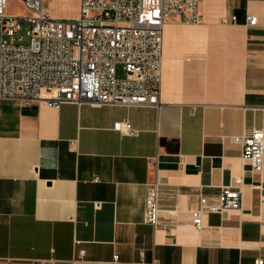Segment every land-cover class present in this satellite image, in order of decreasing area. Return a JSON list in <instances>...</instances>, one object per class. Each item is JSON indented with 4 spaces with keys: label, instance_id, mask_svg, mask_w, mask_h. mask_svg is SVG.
Here are the masks:
<instances>
[{
    "label": "crops",
    "instance_id": "0c3cea01",
    "mask_svg": "<svg viewBox=\"0 0 264 264\" xmlns=\"http://www.w3.org/2000/svg\"><path fill=\"white\" fill-rule=\"evenodd\" d=\"M17 1L9 15L26 14ZM81 3L45 0L56 20ZM200 14L164 29L160 107L0 100V264L264 261V167L232 142L264 128V0H201ZM239 178L242 209L203 213L197 228L201 197L215 204ZM153 184L158 228L144 223Z\"/></svg>",
    "mask_w": 264,
    "mask_h": 264
},
{
    "label": "built area",
    "instance_id": "2783aa9c",
    "mask_svg": "<svg viewBox=\"0 0 264 264\" xmlns=\"http://www.w3.org/2000/svg\"><path fill=\"white\" fill-rule=\"evenodd\" d=\"M20 2L26 14L12 16L8 0H0V100L25 105L160 107L165 27L203 23L201 0H82L73 20L52 18L45 0ZM248 22L255 26L257 18L249 16ZM26 29L29 44L24 45L25 37H18ZM119 66L128 78H118ZM114 127L122 134L134 133L129 122ZM232 142L243 147L252 172H262L264 128H253ZM242 186L241 178L222 186L215 204L202 196L194 225L203 227V213L241 210ZM160 196L159 184H153L145 199L144 223L154 228L161 224Z\"/></svg>",
    "mask_w": 264,
    "mask_h": 264
},
{
    "label": "rangeland",
    "instance_id": "374dc122",
    "mask_svg": "<svg viewBox=\"0 0 264 264\" xmlns=\"http://www.w3.org/2000/svg\"><path fill=\"white\" fill-rule=\"evenodd\" d=\"M16 10H18L19 12H24L23 11V7H22V5L17 1V3H16ZM27 32H28V30L26 29V30H23L21 33H20V36L18 37V38H20V37H25V40H24V42H22L24 45H27V44H29V38L27 37ZM18 38H16V41H15V43H20V42H18ZM10 43H12V41H11V39H7ZM117 74H118V78L119 79H126V78H128V75L125 73V71H124V69H123V67H121V66H119L118 67V72H117Z\"/></svg>",
    "mask_w": 264,
    "mask_h": 264
}]
</instances>
